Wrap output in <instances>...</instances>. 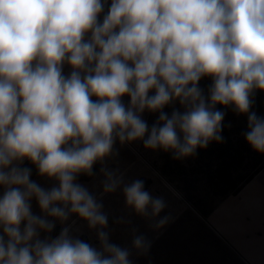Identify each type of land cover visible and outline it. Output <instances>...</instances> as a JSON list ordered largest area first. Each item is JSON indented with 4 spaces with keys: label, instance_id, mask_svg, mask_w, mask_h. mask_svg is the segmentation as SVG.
<instances>
[{
    "label": "clouds",
    "instance_id": "obj_1",
    "mask_svg": "<svg viewBox=\"0 0 264 264\" xmlns=\"http://www.w3.org/2000/svg\"><path fill=\"white\" fill-rule=\"evenodd\" d=\"M103 8L101 0H0V226L8 237L0 236V264H131L128 249L109 243L104 231L98 233L103 252L70 238L68 228L54 240L31 243L38 229L50 232L54 225L33 215L28 201L35 196L61 221L76 213L91 228L106 226L103 205L74 180L82 171L92 175L117 138H144L148 125L139 113L145 108L160 111L163 122L152 126L145 148L173 150L180 159L221 142L225 113L215 109L219 103L248 114L245 139L264 154V117L250 111L254 91H264V0H112L100 24ZM65 60L74 69L69 78L61 72ZM81 70L88 73L83 79ZM203 76L213 78L210 103L198 87ZM124 94L131 97L127 109ZM176 98L186 110L169 117L161 110ZM25 157L59 187L44 190L29 180L27 168L4 170ZM102 171L104 191L114 192L122 177ZM123 192L143 216L166 207L141 180ZM169 220L162 217L154 227ZM133 244L145 252L150 247L143 236Z\"/></svg>",
    "mask_w": 264,
    "mask_h": 264
},
{
    "label": "rangeland",
    "instance_id": "obj_2",
    "mask_svg": "<svg viewBox=\"0 0 264 264\" xmlns=\"http://www.w3.org/2000/svg\"><path fill=\"white\" fill-rule=\"evenodd\" d=\"M101 2L104 8L97 16L100 24L108 14L112 0ZM90 38L91 31L85 34L84 40ZM95 63L92 61L90 66L94 67ZM128 63L133 66L131 61ZM60 67L65 78H69L74 70L67 60ZM87 74L81 70L82 79ZM212 84L211 76H203L198 82L208 103ZM154 94L155 89L148 93L149 96ZM19 99L22 101L23 98ZM91 99L96 102L100 98L92 95ZM120 100L126 109L131 106L129 95H122ZM252 100L250 111L264 117V91L255 90ZM215 109L225 113L221 132L223 140L210 141L207 148L198 147L194 156L175 159L173 150L145 148L144 140L152 126L157 123L162 126L163 123L159 122L160 111L145 108L139 113L148 125L144 138L124 143L117 138L112 154L93 164L92 175L82 171L74 180L103 205L101 211L107 216V225L91 228L89 222L76 213H69L68 219L61 221L44 212L38 199L32 196L28 201L31 213L54 227L50 232L38 229L39 235L31 243L35 239L54 240L64 228H68L70 238L79 239L103 252L98 233L104 231L109 243L128 249L131 264H264V154L255 151L245 139L244 133L249 130L248 114L237 113L234 105L217 103ZM185 110L176 98L161 111L171 117L173 111ZM180 135L182 139L183 134ZM70 145L71 140L62 148ZM24 161H13L4 170L13 166L27 168L30 169L29 180L44 190L59 187L57 178L42 176L35 163L30 159ZM102 169L122 177L123 182L114 192L104 191L106 176ZM135 180L143 181L144 190L153 198L165 201L166 207L155 217L138 214L134 207L127 205L123 187ZM13 187L24 190L23 186ZM4 191L5 187L0 185V198ZM55 206L64 205L57 202ZM165 216L170 217L169 222L162 228H155L154 224ZM26 224V220L21 222V232ZM0 236L7 241L2 226ZM137 236L150 242L146 252L134 246ZM104 256L108 254L104 253Z\"/></svg>",
    "mask_w": 264,
    "mask_h": 264
},
{
    "label": "crops",
    "instance_id": "obj_3",
    "mask_svg": "<svg viewBox=\"0 0 264 264\" xmlns=\"http://www.w3.org/2000/svg\"><path fill=\"white\" fill-rule=\"evenodd\" d=\"M33 63H37V61L34 60V61H32V64H33ZM23 159H25V161H26V160H28L29 158L25 157V158H23ZM25 161H24V162H25ZM24 162H23V163H24Z\"/></svg>",
    "mask_w": 264,
    "mask_h": 264
}]
</instances>
